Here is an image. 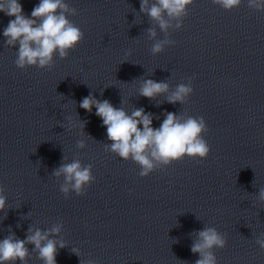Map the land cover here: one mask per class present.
<instances>
[{"label": "clouds", "instance_id": "1", "mask_svg": "<svg viewBox=\"0 0 264 264\" xmlns=\"http://www.w3.org/2000/svg\"><path fill=\"white\" fill-rule=\"evenodd\" d=\"M224 10H232L239 7L241 0H212ZM193 0H155L149 7V0H141L140 11L146 13L155 20L162 31L167 32L171 26V19L180 20L188 14V7ZM248 7L255 10H264V0H248ZM0 12L10 19L3 30L5 43L8 46L18 45L15 64L24 69L29 66L39 68H51L53 57L58 52L61 58H65L76 45L84 38V33L67 17L75 14L74 8H69L65 0H39L27 16L19 0H0ZM167 17V18H166ZM181 27L180 23L176 24ZM150 36L156 35L149 29ZM172 41H159L152 47V53L156 54ZM168 90L167 83L145 80L140 88V95L149 99ZM193 92L190 85H179L175 92L168 98L170 103L183 102L185 97ZM80 107L91 112L93 107L107 129L108 140L111 141V151L118 154L124 160L131 159L141 168L139 175L147 177L159 165H169L173 161L181 160L188 156L200 159L207 158L210 147L202 134L207 130L203 117L177 116L175 113H167L159 128L152 127L150 114H145L143 109H137L128 115L123 108H115L107 101L97 100L91 94L80 102ZM77 126V125H74ZM79 126V125H78ZM142 126V127H141ZM79 147L83 148V142ZM53 175L64 176L65 183L60 191L68 195L70 189L78 196L85 193V186L90 185L94 177L91 165L82 166L79 160L62 164ZM0 188V211L5 207L6 197L2 195ZM259 198L264 200V189L259 192ZM60 226H54L50 232H42L39 229L29 228V233L24 240L15 237V234L7 236L0 241V264H15L19 261L24 264L29 255L26 244L35 245V251L44 264H56L57 241L49 239L50 234H58ZM198 239L193 243L191 251L199 253L200 259L196 264H217L213 248H224L226 239L215 228L206 227L198 234ZM256 243L264 249V239H257ZM59 247H65L59 242ZM75 251V250H74ZM78 255V254H77Z\"/></svg>", "mask_w": 264, "mask_h": 264}]
</instances>
